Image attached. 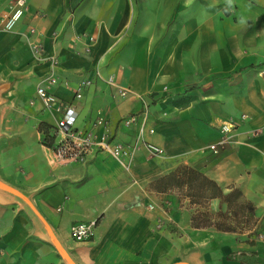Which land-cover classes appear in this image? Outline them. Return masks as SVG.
<instances>
[{"label":"crops","instance_id":"crops-1","mask_svg":"<svg viewBox=\"0 0 264 264\" xmlns=\"http://www.w3.org/2000/svg\"><path fill=\"white\" fill-rule=\"evenodd\" d=\"M38 86L74 129L121 143L146 110L144 141L162 155L60 159L40 126L53 133L62 111ZM226 119L238 124L214 154ZM189 170L240 196H211ZM77 221L95 222L89 239H72ZM0 264H264V0H28L0 29Z\"/></svg>","mask_w":264,"mask_h":264},{"label":"built area","instance_id":"built-area-1","mask_svg":"<svg viewBox=\"0 0 264 264\" xmlns=\"http://www.w3.org/2000/svg\"><path fill=\"white\" fill-rule=\"evenodd\" d=\"M27 1L28 0H12L9 2L6 10L2 15H0V29L10 30L13 27L15 22L18 21L27 10ZM29 33L34 35L35 29L30 28ZM88 38L90 41L94 40L93 35H90ZM30 46L33 53L40 56L39 58L48 59L53 65L56 63V60L52 57L47 55L44 56L45 53L39 41L35 40L31 42ZM49 82L51 84H55L57 81L54 78H49ZM106 82L111 86L115 95H126L127 89L120 87L112 77H108ZM84 85L85 83H82L76 88L74 96L77 99L81 98L82 94L80 89ZM36 94L45 108L62 111V117L56 122L53 128V133L59 136V138L55 140L50 147L54 155L60 159L83 162L87 155L95 150L106 152L115 159L125 158L128 161H131L139 144H144L152 156H160L163 153V149L159 146L151 142L144 141L143 128L146 124V110H143L141 113L138 134L135 141L131 144H126L113 141L107 134L96 137L93 132L74 129L73 126L75 123V116L73 110L69 106H62L56 97L44 86H38L36 88ZM246 117V114H242L240 116L241 119H245ZM137 120V116L132 114L123 118L122 123L124 125H130ZM102 121L103 119L101 118L98 123ZM237 124L238 123L235 119H226L222 121L219 126V138L216 141L209 143L207 145V149L210 152L217 154L220 151V148L229 139ZM148 131L151 133L153 132V129L149 128ZM94 227V221L74 222L70 226V236L75 241H85L93 235Z\"/></svg>","mask_w":264,"mask_h":264},{"label":"trees","instance_id":"trees-1","mask_svg":"<svg viewBox=\"0 0 264 264\" xmlns=\"http://www.w3.org/2000/svg\"><path fill=\"white\" fill-rule=\"evenodd\" d=\"M49 129L50 126H47L45 124H41L40 126V130L44 133L43 143L46 146L51 147L54 142L55 134L52 132L50 133ZM187 176L190 184L194 182L200 190H204L207 188L210 189L211 196L218 197L225 202L229 203L232 199H238V197L240 196V192L236 189H232L229 193L223 194L217 185H215L212 181L208 180L199 173L194 174L191 170H189Z\"/></svg>","mask_w":264,"mask_h":264},{"label":"rangeland","instance_id":"rangeland-1","mask_svg":"<svg viewBox=\"0 0 264 264\" xmlns=\"http://www.w3.org/2000/svg\"><path fill=\"white\" fill-rule=\"evenodd\" d=\"M237 200V198L235 199V201ZM233 206V205H232ZM245 205H242L241 207H239L238 209H236V211H234L237 214H240L241 212V208L244 209ZM233 208H237V207H233ZM247 209H249V206H247Z\"/></svg>","mask_w":264,"mask_h":264}]
</instances>
